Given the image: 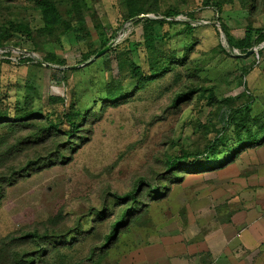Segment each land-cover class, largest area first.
I'll use <instances>...</instances> for the list:
<instances>
[{
  "label": "rangeland",
  "instance_id": "374dc122",
  "mask_svg": "<svg viewBox=\"0 0 264 264\" xmlns=\"http://www.w3.org/2000/svg\"><path fill=\"white\" fill-rule=\"evenodd\" d=\"M55 1L71 26L84 19L81 38L63 23L46 27L35 0H0V177L31 168L0 191V264H28L41 247L36 264H264V139L236 146L244 121L264 123V42L246 54L221 24L238 43L246 25L264 27V0H80L73 15V0ZM131 6L154 18L180 12L156 25L172 36L154 52L142 43L139 16L127 18ZM153 68L162 73L141 79ZM73 108L87 109L76 145L38 138L46 122L36 130L19 120L32 115L63 131ZM216 137L218 152L207 154ZM230 145L238 152L221 165L182 166L174 177L167 168L170 155L203 152L202 165ZM58 146L62 159L35 167ZM130 192L141 208L115 232Z\"/></svg>",
  "mask_w": 264,
  "mask_h": 264
},
{
  "label": "trees",
  "instance_id": "16d2710c",
  "mask_svg": "<svg viewBox=\"0 0 264 264\" xmlns=\"http://www.w3.org/2000/svg\"><path fill=\"white\" fill-rule=\"evenodd\" d=\"M79 1L80 0H73L72 10H70L68 12V14L73 15L75 12H77V13L80 12L81 7L80 8L78 7ZM242 1H243L242 2L243 5H244L245 0H242ZM35 4H36L37 9H39L41 12L42 20H43L46 27L52 29L53 27H55L59 23H63V24H65V30H67V31L73 30L77 33V37L81 38V35L79 33L82 30V25L84 24L83 18L79 20L78 25L71 26L68 22L63 20V15L60 11L58 3L55 0H35ZM206 4L209 5L210 3H206ZM214 7L217 9L218 12H220L223 10V3H217ZM146 11L148 12L149 10H146ZM143 12H144V10L139 9L138 6H131L129 9L127 18L129 19V18L139 16ZM163 14H164L165 18H163V17L162 18H154L151 16H139L136 19H134L135 22L136 21L143 22L144 39H143L142 43L146 46V48L148 50H151L152 52H154L156 50V42L158 40L166 41L169 38H171V36H172V33H170L169 31H165L163 33H157L155 31L156 25L161 26L165 22H173L169 18H172L173 16H178L180 14V12L176 9H168ZM191 18H192L191 21H184L183 22L185 24L184 30L189 31V32L194 30L195 27L197 26V25L193 24L194 18L193 17H191ZM218 18L221 21V18L220 17H218ZM221 24H222V26H223L226 34H227L229 45L232 48H234L233 46H235V47H238L241 51L247 52L252 47L260 45V43L264 42V27H254L253 25H250V24L246 25L244 36L239 40L238 43H234V41H233L234 39H233L232 35L228 32L227 26L224 23H221ZM10 27L14 31L23 33L28 37L32 36V31H31L30 27L23 22L22 23L21 22H17V23L11 22ZM139 44H141V42ZM172 58H174V57H172ZM172 58L169 57L165 61H163L162 63L167 64V62H168V64H171L174 62V59H172ZM183 62H185V61H183ZM168 67H169L168 65H164L162 72L166 71ZM140 68L141 67H139V66L136 67L135 72L141 71ZM153 69H154V71L152 72ZM153 69H151L150 72H152V74H154V75L143 74L142 72L139 73L141 79L146 80V79H149L155 75H158V74L160 75L162 73V72L158 73L159 71L157 68H153ZM207 90L210 91V93H209L210 100L217 102L218 100L215 98L213 90L212 89H207ZM192 92L193 91L186 93V96L190 97ZM110 100H118L116 94H114V96H112V98ZM70 111H71V113L65 112V116H66L65 120L68 122V124H67L68 128L63 130V131H59L60 123H54L52 121H48V119H45V120L43 119V120L39 121L37 118H34L32 115H30V116L21 117L19 120L22 121L23 123L30 124L29 126L36 128V130H39L37 122H42V123L46 122V124L44 126L40 127L41 129L38 132L39 133L38 138H41L42 135H45L44 136L45 138H46V136H48V137L49 136H55V137L61 136L63 138L65 137L67 139L68 143L72 142L73 145H76L77 139L75 136H80V135H78V133L82 130V128H80V125H81V122H83V120H84V116H86L87 109H84L82 111L81 109H77V108L74 109L73 108V110H70ZM255 120L261 121V119H258V118ZM22 122H15V124L22 125L21 124ZM32 122H34V123H32ZM262 122H264V121H262ZM47 124H48V126H47ZM263 124L264 123H262L259 127L254 128L250 122L244 121V124H242L241 127L239 128V129L243 128L244 131H243V133H240L239 138H238L239 142L236 143V146L237 145H238V147L241 146V149H242L248 145L260 144L264 139V125ZM43 138H42V140H43ZM71 138H73V139H71ZM26 140L27 139H24L23 142H26ZM220 141H222V139H220L219 137H216L214 139V141H212L207 146V148L204 149L205 152L207 154H210L211 152L213 154L215 152H218V149L215 148V146H217ZM32 142H36V140H34ZM60 142H61V139H60ZM60 142L58 143L59 145L60 144H62V145L67 144L66 141H62V143H60ZM72 144L69 146V148H73ZM61 152L62 151H61V149L59 150V146H58V153L57 154L58 155L60 154L58 157L56 154L54 156V158L50 157V158H47L44 160H37L38 162L34 161L35 162L34 165H36L35 167L44 165L48 161H54V160L58 161L59 158L62 159L64 156H63V154H61ZM236 152H238L237 149H235L233 146L230 145V146H228L227 149H226V147L224 148V155L223 156L220 155L215 159L206 160L204 162V164H202V165L201 164L197 165L195 163L196 158L198 156L204 154V153L203 152L184 151L181 155H170L166 160V165H167L168 170L174 171L171 175L172 177H174L175 175H177V173L179 171H181L180 169L182 166H183L182 169H185V168L192 169L193 167H195V168L198 167V168L203 169V167L214 166L215 163L218 165H221L223 162L229 161L230 158L232 157L231 156V157L227 158V156L231 155L232 153H236ZM40 159H41V157H40ZM221 159H222V161H219ZM31 164H33V163H29L27 165L29 166ZM209 164H212V165H209ZM35 167H33V168H35ZM30 170H31V168H29V167L28 168H22V169L13 168V170L9 174H5V175L1 176L0 177V191L4 190V188H5L4 183L11 184L12 181H15L18 178V176L28 174L30 172ZM172 177H170V178H172ZM167 178H169V177H167ZM169 181H171V180L167 179V182H169ZM162 188H165V185H162ZM161 191L162 190L157 191V189H156L155 194H159V193H161ZM131 197L133 198L132 199L133 201L130 204L131 206L122 208L120 210V215H119L118 219L115 220L114 230H113L115 232L118 231L120 228L124 227L126 224H128L130 222V220L132 219L134 212L137 210L139 211L141 208L139 205L142 204L141 203L142 201L140 200V198L137 199L134 196V193L130 192V194H127L126 197L124 196V198H131ZM95 213L99 214V211H95ZM113 233L114 232H110L108 234L107 240H109V239H111V237H113ZM66 236L63 237L64 238L63 240H61L62 239L61 237H59L58 239L52 240V243L64 244L68 240V239H65ZM68 236H70V235H68ZM59 239L61 241H59ZM46 251H47V249H45V247L44 248L41 247L37 251H32L31 253H28V255H30L29 256L30 259L28 261V264H36L38 261L41 260L43 255H45ZM21 264H24V263H21ZM25 264H27V263H25Z\"/></svg>",
  "mask_w": 264,
  "mask_h": 264
},
{
  "label": "crops",
  "instance_id": "0c3cea01",
  "mask_svg": "<svg viewBox=\"0 0 264 264\" xmlns=\"http://www.w3.org/2000/svg\"><path fill=\"white\" fill-rule=\"evenodd\" d=\"M259 163H261L262 164V166H264V160L262 159V161H258ZM261 164L259 165V166H261ZM261 166V167H262ZM261 175H263V177H264V173H262ZM264 181V180H263ZM262 183V182H261ZM262 185H264V182L262 183ZM256 244V243H255ZM258 246V245H257Z\"/></svg>",
  "mask_w": 264,
  "mask_h": 264
},
{
  "label": "water",
  "instance_id": "95a60500",
  "mask_svg": "<svg viewBox=\"0 0 264 264\" xmlns=\"http://www.w3.org/2000/svg\"><path fill=\"white\" fill-rule=\"evenodd\" d=\"M253 50H255V48H251L246 54H249V53L253 52ZM100 54H101V52L97 53V56L100 55Z\"/></svg>",
  "mask_w": 264,
  "mask_h": 264
}]
</instances>
